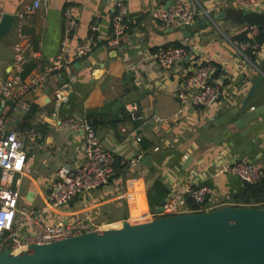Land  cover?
Masks as SVG:
<instances>
[{
	"label": "crops",
	"instance_id": "crops-1",
	"mask_svg": "<svg viewBox=\"0 0 264 264\" xmlns=\"http://www.w3.org/2000/svg\"><path fill=\"white\" fill-rule=\"evenodd\" d=\"M177 1L190 0H125L130 13L128 32L116 49L107 43L112 32L115 0H47L46 5L24 18V30L29 37L25 75L34 76L53 65L61 50L67 13L79 22L72 33L71 49L74 51L92 34L97 44L89 56L76 58L70 65L76 82L69 101L57 113L53 99L55 90L62 84L60 78L33 90L29 99L35 105L34 112L18 118L15 126L31 127L36 110L46 111L44 123L38 127L42 136L30 153L23 177L26 180L23 200L32 207H44L47 202L45 183L56 177L60 166L78 163L83 158V134L59 129L61 119L87 117L100 143L114 151L116 160L119 158L124 165L122 176L115 177V160L110 181L85 197L76 198L73 206L50 210L47 222L75 221L85 216L95 221L106 217L108 221L121 223L139 219L154 210L148 191L156 180L163 181L169 188V198L197 179L192 169H197L198 179L210 187L211 201L232 204L230 196L243 190L245 183L234 174H217L220 162L264 161V116L222 144L211 146L207 141L216 131L205 128L213 119L208 108L181 113L177 96L188 69L213 61L222 68L216 76V82L222 87L221 94L239 99L232 107L239 106L258 78L264 75V58L259 56L245 67L237 66L241 54L234 37L248 25L230 16L237 7L227 0H197L210 10L213 18L218 15L219 19L193 26L190 35L182 26H166L151 16L153 9L169 8ZM32 2L0 0V20L4 13L16 16L13 29L0 39V73L4 77L13 73L17 15ZM92 26L97 29L94 31ZM259 32L260 29L249 31V35L255 37ZM176 43L190 50L187 61L165 70L153 57L148 58ZM128 62L132 66L130 71ZM130 103L136 104L138 119H133L128 112ZM0 104L4 105L1 98ZM258 106H264V81L250 102V108ZM214 108L215 105L210 109ZM8 109L6 104L5 110ZM154 116L166 122H156ZM141 154L143 159H138ZM147 157L150 160L147 159L146 164ZM29 194L31 200L26 199ZM75 205H78L79 215L72 208Z\"/></svg>",
	"mask_w": 264,
	"mask_h": 264
},
{
	"label": "built area",
	"instance_id": "built-area-1",
	"mask_svg": "<svg viewBox=\"0 0 264 264\" xmlns=\"http://www.w3.org/2000/svg\"><path fill=\"white\" fill-rule=\"evenodd\" d=\"M227 1L238 9L261 10L264 8V0ZM46 4L47 0H33L17 15L13 73L9 77H4L0 73V98L4 100V105L0 104V253L10 250L17 254L29 249L32 244L51 243L107 227L89 216L68 222L50 223L46 220L50 210L58 209L61 205L68 204L80 196L85 197L102 184H106L113 176L115 153L100 143L96 129L87 117H67L59 120L58 123V128L61 130L83 134L85 149L82 160L72 165L60 166L56 177L45 183L47 202L44 207H25L23 203L20 188L22 178L26 172L30 153L42 136L38 127L44 123L46 111L42 108L36 110L31 127L15 126L18 118L34 112L35 105L29 99L33 90L55 78H60L62 84L55 90L53 99L55 113H57L69 101L76 82L77 77L70 69V65L76 58L89 56L97 44L95 35L92 34L78 44L74 51L71 49L72 33L78 28L79 22L71 13H67L61 50L56 55L53 65L34 76L25 75L28 65L29 37L24 30L23 20L26 15ZM129 15V7L125 0H115L112 32L107 38L110 47L116 49L122 45L123 37L128 32ZM151 16L166 26L183 27L186 24H193L198 18L212 15L210 10L197 0H190L189 2L177 1L167 9L155 8L151 11ZM92 29L95 31L97 27L92 26ZM248 29L255 32L260 28L257 25H248ZM237 48L241 54L237 62L238 67L242 68L248 63H253L254 57L264 58V43L246 42L239 44ZM190 53L185 46H171L160 49L148 58L153 57V61L160 68L169 70L176 64L187 61ZM217 64L207 61L186 71L177 91L181 113L197 111L199 108L209 109L217 103L222 88L221 84L216 82ZM131 67V63L128 62V71ZM6 104L8 110H5ZM127 109L133 119L139 118L136 113V104H128ZM154 121L166 122L160 116H154ZM137 139L140 141L141 137ZM138 159H143V155H139ZM192 172L197 179L170 196L161 212L148 211L139 219L210 211L229 204L211 201L210 187L198 179L200 173L197 169H192ZM216 173L234 174L256 184L264 179V161L220 162ZM191 201L198 206H191Z\"/></svg>",
	"mask_w": 264,
	"mask_h": 264
},
{
	"label": "water",
	"instance_id": "water-1",
	"mask_svg": "<svg viewBox=\"0 0 264 264\" xmlns=\"http://www.w3.org/2000/svg\"><path fill=\"white\" fill-rule=\"evenodd\" d=\"M217 18L218 15L205 16L183 27L190 35L193 26L210 24ZM15 21L13 14L2 15L0 39L8 35ZM241 21L264 29V8H243ZM263 81L264 75H261L239 106L232 107L239 99L221 94L217 106L208 109L213 119L205 128L216 131L208 139L209 145L222 144L264 116V106L250 108ZM147 159L150 160L147 157L146 164ZM240 179L247 186L253 185ZM26 199L31 200L30 194ZM168 200L159 203L155 212H161ZM74 204L71 200L58 210ZM0 264H264V206L227 204L210 211L124 220L120 227L32 244L17 254L3 251Z\"/></svg>",
	"mask_w": 264,
	"mask_h": 264
},
{
	"label": "trees",
	"instance_id": "trees-1",
	"mask_svg": "<svg viewBox=\"0 0 264 264\" xmlns=\"http://www.w3.org/2000/svg\"><path fill=\"white\" fill-rule=\"evenodd\" d=\"M230 16L241 22L242 9L233 8L230 13ZM249 31L250 30L248 28L245 29V31H242L241 33H239L234 37V41L239 44L246 42H251V43L258 42L261 44L264 43V29H260L259 34L253 38L250 37ZM175 45L178 46L180 44L176 43ZM217 67L218 70L215 76H218L221 73V69H222L219 64H217ZM26 123L28 122L26 121ZM120 161L121 160L118 158L115 164L116 173L114 176L117 178H120L122 176L124 170V165H122ZM169 193L170 190L166 186V184L161 180H156L153 186L148 191V199L152 208L155 209L159 205V203H161L164 199L168 197ZM230 201L235 205H241V206H254V207L264 206V179L261 182L253 184L251 186L245 185V188L243 190L233 193L230 196ZM190 205L193 207L198 206L193 201L190 202Z\"/></svg>",
	"mask_w": 264,
	"mask_h": 264
},
{
	"label": "rangeland",
	"instance_id": "rangeland-1",
	"mask_svg": "<svg viewBox=\"0 0 264 264\" xmlns=\"http://www.w3.org/2000/svg\"><path fill=\"white\" fill-rule=\"evenodd\" d=\"M203 133V135H205V133L204 132H202ZM25 186H26V180L24 179V178H22V184H21V191H24V189H25ZM23 203H24V206L25 207H28V206H30L26 201H24L23 200ZM77 206L78 205H75L74 207H72L73 209H75V214H80V212H79V210L77 209ZM61 209H63V208H61ZM97 220V219H96ZM97 221H99V222H101V223H104L107 227L106 228H113V227H120L121 225H122V223L120 222V221H116V220H110V221H108L107 220V218L105 217V218H103V219H100L99 218V220H97ZM117 226H116V225Z\"/></svg>",
	"mask_w": 264,
	"mask_h": 264
},
{
	"label": "bare ground",
	"instance_id": "bare-ground-1",
	"mask_svg": "<svg viewBox=\"0 0 264 264\" xmlns=\"http://www.w3.org/2000/svg\"><path fill=\"white\" fill-rule=\"evenodd\" d=\"M115 225H116V224H115ZM117 225H118V224H117ZM117 225H116V226H117ZM118 226H119V225H118Z\"/></svg>",
	"mask_w": 264,
	"mask_h": 264
}]
</instances>
